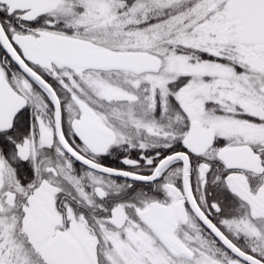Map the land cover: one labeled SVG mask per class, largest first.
<instances>
[{"label":"snow or ice","instance_id":"obj_1","mask_svg":"<svg viewBox=\"0 0 264 264\" xmlns=\"http://www.w3.org/2000/svg\"><path fill=\"white\" fill-rule=\"evenodd\" d=\"M0 264H264V0H0Z\"/></svg>","mask_w":264,"mask_h":264}]
</instances>
